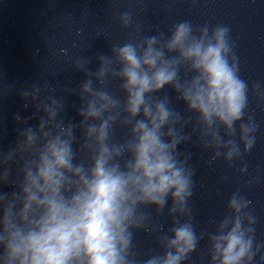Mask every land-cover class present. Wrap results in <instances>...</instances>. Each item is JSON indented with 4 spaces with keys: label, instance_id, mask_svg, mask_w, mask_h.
<instances>
[{
    "label": "clouds",
    "instance_id": "obj_1",
    "mask_svg": "<svg viewBox=\"0 0 264 264\" xmlns=\"http://www.w3.org/2000/svg\"><path fill=\"white\" fill-rule=\"evenodd\" d=\"M119 19L125 28L134 24L129 11ZM230 31L185 20L169 34L130 33L110 55L96 57L95 71L88 69L91 57L77 59L76 70L87 77L71 90L81 102L79 122L67 118V97L58 98L47 82L20 90L24 107L30 101L35 111L25 118L17 113L15 120H39L18 129L15 145L0 152V186L12 189L0 190V264H184L204 239L208 264L264 262L252 201L239 189L215 231L197 234L189 205L193 153L178 150L191 143L231 166L256 144L260 125L249 112L250 94L264 102V87L250 88L241 78ZM113 80L123 100L109 90ZM168 88L174 97L158 95ZM116 128L127 130L122 139L114 138ZM166 207L172 227L163 232L150 226L152 214L144 209L159 215ZM139 229L162 233V254L137 260Z\"/></svg>",
    "mask_w": 264,
    "mask_h": 264
}]
</instances>
